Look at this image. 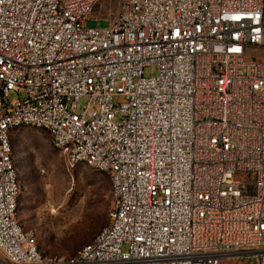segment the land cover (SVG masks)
<instances>
[{"label":"built area","instance_id":"1","mask_svg":"<svg viewBox=\"0 0 264 264\" xmlns=\"http://www.w3.org/2000/svg\"><path fill=\"white\" fill-rule=\"evenodd\" d=\"M99 2L0 0V264H264V0H119L104 29ZM22 128L109 177L110 221L73 257L19 220Z\"/></svg>","mask_w":264,"mask_h":264},{"label":"rangeland","instance_id":"2","mask_svg":"<svg viewBox=\"0 0 264 264\" xmlns=\"http://www.w3.org/2000/svg\"><path fill=\"white\" fill-rule=\"evenodd\" d=\"M119 0H100L90 27L108 28L116 18ZM249 58L264 51H249ZM155 74L151 69L146 77ZM11 96L18 100V94ZM22 99L25 92L20 93ZM86 106L83 100L79 109ZM15 167L21 186L19 220L37 239L48 258L73 257L108 225L115 209L109 177L86 165L69 172L63 154L49 133L33 128L11 136ZM250 176H242L246 180ZM224 264H258L257 258H233Z\"/></svg>","mask_w":264,"mask_h":264},{"label":"snow or ice","instance_id":"3","mask_svg":"<svg viewBox=\"0 0 264 264\" xmlns=\"http://www.w3.org/2000/svg\"><path fill=\"white\" fill-rule=\"evenodd\" d=\"M233 19L239 20V19H241V17H234Z\"/></svg>","mask_w":264,"mask_h":264}]
</instances>
